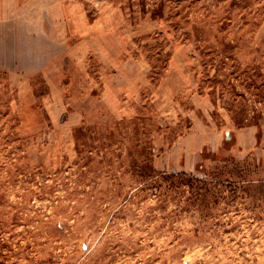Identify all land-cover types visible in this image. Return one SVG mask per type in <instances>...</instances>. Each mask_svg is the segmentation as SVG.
I'll return each mask as SVG.
<instances>
[{
  "label": "rangeland",
  "instance_id": "374dc122",
  "mask_svg": "<svg viewBox=\"0 0 264 264\" xmlns=\"http://www.w3.org/2000/svg\"><path fill=\"white\" fill-rule=\"evenodd\" d=\"M26 1L0 0V264H264V0H59L50 30Z\"/></svg>",
  "mask_w": 264,
  "mask_h": 264
},
{
  "label": "crops",
  "instance_id": "0c3cea01",
  "mask_svg": "<svg viewBox=\"0 0 264 264\" xmlns=\"http://www.w3.org/2000/svg\"><path fill=\"white\" fill-rule=\"evenodd\" d=\"M32 1H37V0H27L26 3L30 5L32 3ZM42 1L44 2V4L42 5V9L48 11V12H46L48 20L46 18L45 24L47 25V29L50 30V29H52L51 27H53L54 24L55 25L57 24L55 21V18L58 15V7L53 8L52 6H49V4H47V2L54 4V3H57L59 0H42ZM49 9L51 11H49ZM49 49L50 48L48 47L47 51L50 52L51 50H49Z\"/></svg>",
  "mask_w": 264,
  "mask_h": 264
},
{
  "label": "water",
  "instance_id": "95a60500",
  "mask_svg": "<svg viewBox=\"0 0 264 264\" xmlns=\"http://www.w3.org/2000/svg\"><path fill=\"white\" fill-rule=\"evenodd\" d=\"M227 140L229 141V140H231V134L230 133H227Z\"/></svg>",
  "mask_w": 264,
  "mask_h": 264
}]
</instances>
